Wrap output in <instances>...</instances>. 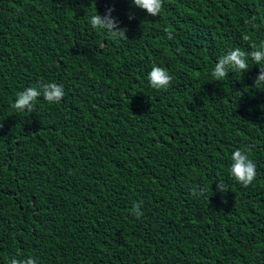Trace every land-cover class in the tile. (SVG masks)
<instances>
[{
	"label": "trees",
	"instance_id": "16d2710c",
	"mask_svg": "<svg viewBox=\"0 0 264 264\" xmlns=\"http://www.w3.org/2000/svg\"><path fill=\"white\" fill-rule=\"evenodd\" d=\"M107 8L127 39L91 27ZM261 43L264 0H163L157 17L131 0H0V264H264L259 66L211 76ZM41 82L60 103L13 109ZM237 149L256 165L248 187L230 175Z\"/></svg>",
	"mask_w": 264,
	"mask_h": 264
},
{
	"label": "clouds",
	"instance_id": "9594fccd",
	"mask_svg": "<svg viewBox=\"0 0 264 264\" xmlns=\"http://www.w3.org/2000/svg\"><path fill=\"white\" fill-rule=\"evenodd\" d=\"M131 4L138 9L146 11L148 15L153 17L159 16L163 8V0H131ZM113 11V8H107L105 13L101 15L95 10V13L90 17L89 21L91 27L96 30L106 31L113 39H127L126 29L122 28L120 21L112 15ZM134 18V14L129 13L128 19L132 20ZM256 21L257 17L251 16L246 23L255 27L257 26ZM165 34L169 40L174 38L173 34L167 29L165 30ZM244 39L247 40L248 37L245 36ZM249 59L252 61V64L259 66V74L254 78L253 86L258 89H264V43H261L258 49L251 51L242 50L241 47L229 49L226 54L218 58L214 70L211 73L213 81H223L228 77L230 70L240 72L241 74L249 71ZM172 79L173 77L167 69L155 65L148 73L149 84L152 89L157 91L167 90L171 85ZM64 96L65 91L62 85L52 82H41L38 85L29 86L23 91L18 92L12 107L18 112L27 111L28 113H32L38 98L42 97L49 104H58ZM231 160L230 175L244 187L251 185L257 176L255 163L249 158L246 152L240 149L232 153ZM218 181L216 190L221 194L228 192V186L224 181ZM191 194L200 197L204 196L205 192L203 189L197 192L193 188ZM141 208L142 204L133 205V215L137 219L143 216V212L140 210ZM8 264H37V261L31 256L26 259L12 257Z\"/></svg>",
	"mask_w": 264,
	"mask_h": 264
}]
</instances>
